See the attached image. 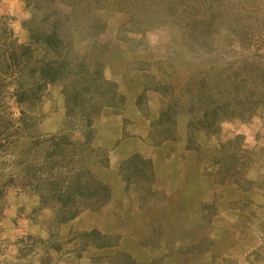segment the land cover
I'll return each instance as SVG.
<instances>
[{"label":"rangeland","instance_id":"rangeland-1","mask_svg":"<svg viewBox=\"0 0 264 264\" xmlns=\"http://www.w3.org/2000/svg\"><path fill=\"white\" fill-rule=\"evenodd\" d=\"M156 158L264 264V0H0V264H157Z\"/></svg>","mask_w":264,"mask_h":264},{"label":"bare ground","instance_id":"bare-ground-1","mask_svg":"<svg viewBox=\"0 0 264 264\" xmlns=\"http://www.w3.org/2000/svg\"><path fill=\"white\" fill-rule=\"evenodd\" d=\"M181 169L182 166H180V170ZM180 170L170 167L169 162L158 161L156 158L155 173L150 175L148 180L154 181L163 191V200L160 201L162 206L159 210H154V217L158 219L159 212L165 213L166 216L160 224L163 228V232L170 237L172 241L182 240L185 243L182 245H173V243H171L166 250H162L161 248V250L146 253L145 256L140 253L139 256L141 259L146 258L148 261L157 259V264H215L210 261V256L214 251L216 252L218 248H220L223 254L224 249L229 246V243L226 240H222L214 249V246L207 239H203L201 242L199 241L200 238H208L210 236L212 227L202 226L203 231H201L197 220L200 218V215L193 213L192 208L189 207L191 198L194 196L190 193L195 185L193 184L192 177L190 174H187V179L190 180V183L187 184L189 188L181 197L177 196V193H174L170 188L166 189L169 182L178 177ZM181 186H183V183L178 181L176 190H179ZM156 212L158 213L156 214ZM214 223L219 225L220 219L215 220ZM185 233H187L189 237L194 238V245H188L191 238L188 241L181 239L185 236ZM208 242L210 244H208ZM187 257L190 258L192 261L191 263L183 262V259Z\"/></svg>","mask_w":264,"mask_h":264}]
</instances>
